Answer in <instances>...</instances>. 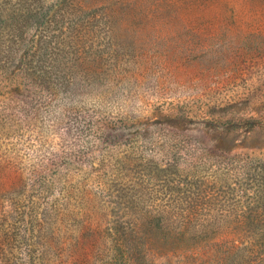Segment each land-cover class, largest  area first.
<instances>
[{"label":"trees","instance_id":"1","mask_svg":"<svg viewBox=\"0 0 264 264\" xmlns=\"http://www.w3.org/2000/svg\"><path fill=\"white\" fill-rule=\"evenodd\" d=\"M37 41L12 72L7 63L22 45L0 49V86H9L0 92V214L7 201L15 205L0 215V264H264V217L225 205L238 191L264 195V162L216 149L200 122L178 131L94 107L92 79L83 86L59 72L52 55L64 46ZM152 139L170 142L168 166L200 189L199 200L147 206L134 184L114 189L120 201L110 204L102 200L110 189L100 187L89 205L72 173L103 168L109 180L141 160V141Z\"/></svg>","mask_w":264,"mask_h":264},{"label":"rangeland","instance_id":"2","mask_svg":"<svg viewBox=\"0 0 264 264\" xmlns=\"http://www.w3.org/2000/svg\"><path fill=\"white\" fill-rule=\"evenodd\" d=\"M38 39L64 46L52 55L60 74L83 86L92 79L94 107L132 111L143 124L156 119L178 131L200 122L216 149L264 162V0H0V49L22 45L6 70H16ZM143 141L142 159L109 180L103 168L72 173L89 205L100 187L110 189L102 198L110 204L120 201L114 189L134 184L147 206L199 200L200 189L174 178L170 142ZM233 200L225 201L228 211L256 209L264 217V195L238 191ZM14 211L7 201L0 215Z\"/></svg>","mask_w":264,"mask_h":264}]
</instances>
